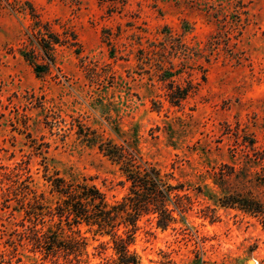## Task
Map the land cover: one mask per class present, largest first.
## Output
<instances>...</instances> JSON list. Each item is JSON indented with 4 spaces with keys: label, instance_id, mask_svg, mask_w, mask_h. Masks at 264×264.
<instances>
[{
    "label": "rangeland",
    "instance_id": "obj_1",
    "mask_svg": "<svg viewBox=\"0 0 264 264\" xmlns=\"http://www.w3.org/2000/svg\"><path fill=\"white\" fill-rule=\"evenodd\" d=\"M39 20L62 39L40 76L21 52L36 48ZM159 59L189 89L179 104ZM0 104V164L32 157L39 188L34 142L48 146L52 170L120 199L124 177L100 140L184 184L185 220L140 222L131 248L142 264H264V213L221 203L235 194L264 209V0H0ZM7 215L0 264H54L15 251ZM96 245L85 264H108L112 249L100 256Z\"/></svg>",
    "mask_w": 264,
    "mask_h": 264
},
{
    "label": "trees",
    "instance_id": "obj_2",
    "mask_svg": "<svg viewBox=\"0 0 264 264\" xmlns=\"http://www.w3.org/2000/svg\"><path fill=\"white\" fill-rule=\"evenodd\" d=\"M49 30L48 25L39 20L32 27L33 39H30L36 48L21 49L38 76L49 72L55 63L54 49L62 43L59 34ZM159 61L158 76L169 80L171 88L168 99L179 104L189 89L174 85L171 79L173 71L161 68ZM96 138L92 140L96 141ZM96 142L119 166L124 177L121 182L127 192L113 202L91 178H66L58 170H52L47 161L48 146L43 142H34L31 147L39 158L45 189L37 185L32 157L13 164H0V210L8 211L6 219H13L10 235L15 251L19 246H25L29 251L40 254L44 261L85 264L90 259L89 246L96 241L94 247L98 255L112 249L108 264H142L141 258L131 248L140 222L146 218L156 229L165 230L185 220V213L190 209L188 204L192 201L190 198L189 202L185 201L189 196L184 192V184L175 183L172 173L165 172L128 146L111 140ZM221 203L255 214L264 213L262 204L248 197L228 194L221 198ZM18 260L21 261L20 258Z\"/></svg>",
    "mask_w": 264,
    "mask_h": 264
},
{
    "label": "bare ground",
    "instance_id": "obj_3",
    "mask_svg": "<svg viewBox=\"0 0 264 264\" xmlns=\"http://www.w3.org/2000/svg\"><path fill=\"white\" fill-rule=\"evenodd\" d=\"M253 263V262H252Z\"/></svg>",
    "mask_w": 264,
    "mask_h": 264
}]
</instances>
